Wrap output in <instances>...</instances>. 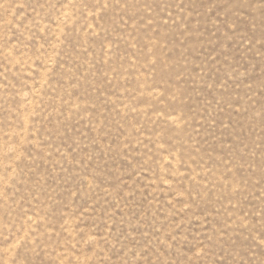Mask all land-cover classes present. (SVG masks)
Masks as SVG:
<instances>
[{
	"label": "rangeland",
	"instance_id": "rangeland-1",
	"mask_svg": "<svg viewBox=\"0 0 264 264\" xmlns=\"http://www.w3.org/2000/svg\"><path fill=\"white\" fill-rule=\"evenodd\" d=\"M0 264H264V0H0Z\"/></svg>",
	"mask_w": 264,
	"mask_h": 264
}]
</instances>
